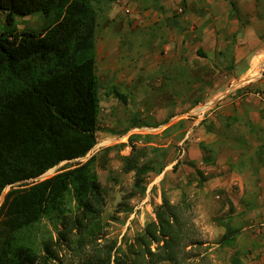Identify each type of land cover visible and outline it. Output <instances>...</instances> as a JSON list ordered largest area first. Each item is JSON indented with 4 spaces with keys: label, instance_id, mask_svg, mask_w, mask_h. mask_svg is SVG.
<instances>
[{
    "label": "trees",
    "instance_id": "trees-1",
    "mask_svg": "<svg viewBox=\"0 0 264 264\" xmlns=\"http://www.w3.org/2000/svg\"><path fill=\"white\" fill-rule=\"evenodd\" d=\"M93 1L0 0L6 25L0 31V197L11 186L0 204V264H61L64 254L69 264H190L205 241L185 201L163 194L154 218L121 246L102 231L106 192L94 168L96 155L39 178L86 156L98 140ZM36 12L46 25L19 30L16 15ZM145 154L133 145L121 155L122 170L134 172L128 197L146 190L145 174L154 167L143 161ZM117 208L129 210V203ZM44 222L52 228L36 234ZM224 224L221 242L231 244L237 229Z\"/></svg>",
    "mask_w": 264,
    "mask_h": 264
},
{
    "label": "rangeland",
    "instance_id": "rangeland-1",
    "mask_svg": "<svg viewBox=\"0 0 264 264\" xmlns=\"http://www.w3.org/2000/svg\"><path fill=\"white\" fill-rule=\"evenodd\" d=\"M130 1H93L98 11L96 56L101 99L96 145L86 156L61 162L53 167L52 171H47L39 178L51 176L63 168L74 167L92 155H96L94 168L106 192L102 231L107 240L115 239L118 245L123 246L125 241L142 232L145 225L154 218L155 207L162 202V195L166 194L174 202L185 201L190 205L193 218L200 230V237L205 241L200 248L201 256L190 260V264H219V258L212 254H217L219 248L224 247L220 245L215 249L213 242H217L220 236L211 240L209 232L211 230H207L209 226L215 228L217 224L227 221L232 227L251 226L259 228L260 231L264 227V223L256 222L255 218L253 222L249 218H242L250 211L257 209L260 214H264V198L260 200L262 202L259 201V195L264 192V186L261 185L264 177L263 165L256 154L246 156L245 161L238 159L234 163L236 169L232 168L236 173L232 180L231 175L222 173L223 176H227L230 190L235 197L229 196L226 190H221L213 192L209 200L207 197V200L202 199V186L195 184L199 177L197 175L201 174L194 171L195 165L187 160V152L192 142L199 137L200 133H203V124L206 128H215L221 138L207 144L205 154L208 159H213L216 156L215 149L221 148V142L225 141L222 137L228 136L232 141H237V138L243 134V130L234 125L227 131L217 127L215 117L222 108L220 103L222 97L203 99L204 91L189 87L185 83H178V89L174 91L178 101L194 102V104L172 106L161 115L160 112L165 108L161 103V97L166 91L156 87L152 75L149 76L153 79L150 84L146 85L143 82L130 87L132 84L128 79L131 74L127 67H124L122 60L126 45L123 39L127 33L123 35L122 24L128 21L131 26L130 19L133 18L134 13V5ZM257 1L259 4H264V0ZM46 22L41 12L16 15L19 30H40ZM5 27V12L0 10V31H3ZM112 35L117 36L118 40H109L108 38ZM136 47L137 45H132L130 50L135 59L143 52V47ZM216 60L218 61L219 58ZM124 70L126 72H123ZM129 70H133L132 65ZM142 77L143 81L146 76L143 74ZM233 86L234 84L231 83L226 86L225 92L229 94V97L234 96ZM115 90L125 95L126 100L119 97ZM234 97H237V94ZM205 105L207 107L204 109ZM133 145L145 151L143 161H150L154 168L145 174V192L128 197L134 183V172L122 170L121 155L129 154ZM234 161L232 159L231 162ZM202 169L208 172L207 175L203 174L204 176H214L211 169ZM10 188L11 186L5 188L3 198ZM241 191L244 192L241 193ZM121 201L129 203V210L117 208ZM204 201H206L205 204ZM210 215L211 218L207 217ZM45 227L52 228L49 223L44 222L36 234H40V229ZM240 236L246 244H249V233H243ZM100 241L105 242L103 239ZM61 252L64 253V250L61 249ZM62 257L61 264L70 263L68 254ZM230 262L223 264H231Z\"/></svg>",
    "mask_w": 264,
    "mask_h": 264
},
{
    "label": "crops",
    "instance_id": "crops-1",
    "mask_svg": "<svg viewBox=\"0 0 264 264\" xmlns=\"http://www.w3.org/2000/svg\"><path fill=\"white\" fill-rule=\"evenodd\" d=\"M130 3L134 5L131 26L128 21L122 24L123 35L127 32L122 60L131 74L130 87L143 82L150 84L152 75L156 87L166 91L161 97L165 106L161 115L172 106L194 104L178 101L174 93L178 83L204 91L203 99L222 97V108L215 117L217 127L227 131L232 125L238 126L243 134L237 141L222 137L225 139L222 147L215 149V158L208 159L207 144L221 135L203 124V133L192 142L187 160L201 174L197 175L195 184L202 186V199L209 200L213 192L221 190L235 197L227 178L231 175L232 180L236 174L232 170L236 169L234 163L256 154L264 168V4L257 0H131ZM116 37L112 35L108 39L117 41ZM132 45L143 47L137 59L130 52ZM143 74L146 77L142 81ZM229 83L234 84L233 94L237 97H229L225 92ZM232 159L235 161L231 162ZM202 168L211 169L214 176H204L208 172ZM261 185L264 186V177ZM263 198L264 192L259 195V201ZM242 218L264 223V214L258 209ZM234 228L237 231L231 244L221 242L227 232L224 223L207 228L211 230V240L220 236L213 242L215 249L224 247L212 256L219 258V264L230 260L231 264H264V227L262 231L251 226ZM243 233H249V244L240 236Z\"/></svg>",
    "mask_w": 264,
    "mask_h": 264
},
{
    "label": "built area",
    "instance_id": "built-area-1",
    "mask_svg": "<svg viewBox=\"0 0 264 264\" xmlns=\"http://www.w3.org/2000/svg\"><path fill=\"white\" fill-rule=\"evenodd\" d=\"M2 198H3V196L0 198V201H2V200H3ZM0 203H1V202H0Z\"/></svg>",
    "mask_w": 264,
    "mask_h": 264
}]
</instances>
